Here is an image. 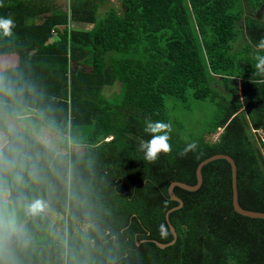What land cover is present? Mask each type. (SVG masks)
<instances>
[{
	"label": "trees",
	"instance_id": "16d2710c",
	"mask_svg": "<svg viewBox=\"0 0 264 264\" xmlns=\"http://www.w3.org/2000/svg\"><path fill=\"white\" fill-rule=\"evenodd\" d=\"M57 1L0 0V18L15 23L11 38L0 33V56L17 57L0 70L15 95L0 93V132L23 163L15 169L19 180L0 172V188L8 191L0 212L14 225L0 238V264H264V219L234 211L226 160L202 167L197 190L173 188L181 207L168 193L172 182L196 185L197 165L225 154L237 168L239 205L264 213L257 133L264 136V78L254 77L264 1L255 0L252 10L240 0ZM174 102L183 116L171 117ZM193 104L211 110L189 134ZM14 110L44 118L67 152L66 136L81 129L82 153L59 154L8 134L4 122ZM148 119L172 124V151L155 163L138 150L140 139L151 138ZM193 141L196 153L179 156ZM36 199L54 215L52 224L45 211L26 214ZM169 226L175 242L161 249L157 243L173 240Z\"/></svg>",
	"mask_w": 264,
	"mask_h": 264
},
{
	"label": "clouds",
	"instance_id": "9594fccd",
	"mask_svg": "<svg viewBox=\"0 0 264 264\" xmlns=\"http://www.w3.org/2000/svg\"><path fill=\"white\" fill-rule=\"evenodd\" d=\"M244 4H247V2L244 1ZM247 15H250V14H247ZM14 28H15V23L11 17L0 18V33H2L4 37L11 38L14 34L13 33ZM254 47L256 49V54L254 56V60L256 61L255 70H254V77L259 76V77L264 78V38L260 39L254 45ZM260 82H264V80H261ZM0 93H3L9 97H12L13 100H15V95H14V91H13L12 87L6 85L5 82L3 81V79H0ZM0 107H3V105H0ZM10 115H11V117H13V120L10 121L8 126H7V133L12 135V136H15V134H16L15 121H24V120H27L28 117H30V116H29L28 112H26L25 110H14ZM44 127L46 129H48L45 125H44ZM48 131H51V130L48 129ZM171 131H172V124L170 122L169 123H165L163 121H155L154 122L151 119H148L145 121L144 133L150 135L151 138L148 140H144V139L139 140L138 150L144 154L143 155L144 161H146L147 163H155L161 154L167 155L172 151L171 144L169 143ZM221 132H222V130L220 129L217 133L213 134L212 136L218 134V135H216L218 138V136L220 135ZM50 133L53 134L54 132L51 131ZM257 133L261 137L262 143L264 145V137H262L263 136L262 132L258 131ZM54 134H56V133H54ZM108 140H110V138H106L104 141H108ZM37 141H39V140H37ZM42 146H44V145H42ZM198 147L199 146H198L197 142H195V141L190 142L179 153V156L184 157V156L188 155V153H196ZM6 148H7L8 154L5 153ZM262 152L264 153V148H262ZM66 153H68V152L66 151ZM59 154H62V153H59ZM18 161L21 163V167H23L22 154H21L20 149L18 147H16L13 143H11V141L8 138V135H5L4 133L0 132V172H11L13 174L14 178L19 180L20 174L15 172ZM34 172H35V166H33V168L30 170V174H34ZM193 186H195V185H193ZM173 188L171 189L172 193H173ZM168 189H169V187H168ZM168 193L170 195L169 190H168ZM174 196H175V194H174ZM170 198H171V195H170ZM173 201H176V200H173ZM5 202H6L5 201V192H4L3 188H0V206L5 204ZM45 208H46V204L44 203V201H42L40 199H36V200H33V201L26 204L25 212L27 215L37 216V215L42 214L45 211ZM166 215H168V214H166ZM44 216L48 220L51 219L50 224H52V218L54 217V215L51 214L49 211H45ZM66 224H65V227H67ZM13 230H14L13 221L11 219H6L5 216L2 214V212H0V238H2L5 233H10ZM59 231L57 233H55V235H60ZM55 235L54 236L52 235L51 237L54 238ZM74 236L79 238V236H81V235L76 234ZM61 237H64V239L66 241L67 240V232H65L63 234V236H61Z\"/></svg>",
	"mask_w": 264,
	"mask_h": 264
},
{
	"label": "rangeland",
	"instance_id": "374dc122",
	"mask_svg": "<svg viewBox=\"0 0 264 264\" xmlns=\"http://www.w3.org/2000/svg\"><path fill=\"white\" fill-rule=\"evenodd\" d=\"M244 1H246L247 4H244ZM254 1L255 0H253V2H252V0H240L243 8L246 7L245 10L246 9L252 10V7L254 8V5H256L254 3ZM110 3H111V5L118 6L119 1L118 0H110ZM237 3H239V0H237ZM66 4H67V2L64 0H59L56 3H54V5H58V6H60V5L64 6ZM231 8L232 9L235 8L233 4H232ZM70 27L71 28H79L81 30H89L92 27V25H88V24H84V23L77 24V23L71 22ZM53 37H56V35L54 34ZM53 37L51 38L52 41L55 40V38H53ZM16 61H17V57L14 55L0 56V70L4 69L6 67H9V65H11V64L13 65ZM90 62H91V60H90ZM83 63L86 64V61ZM88 65L90 67V63ZM239 84H240V82H238V87H239ZM114 91H115V87H112L110 89L105 90L104 92L106 94V97H110V94ZM210 110H211V106H209V105L193 104V106H192V119H189L185 122V129L187 130V132L190 133L193 126H195V128H196L197 126L200 125V122H202V121L204 122L206 117L210 113ZM32 113L33 112H31V111L28 112L30 117H28L27 121H15L16 133L23 134L29 140L40 143L37 141L38 137L35 134H37L40 131H45L41 127L46 129L44 127L46 122H45L44 118L43 119L37 118ZM174 116H177V117L183 116V113L181 110V105L176 103V102L173 103V107L171 110V117H174ZM12 120H13V118H10V117L6 118V120L4 122L5 127H7L9 122ZM35 130H36V132H35ZM46 131L47 132H44V135L41 137L40 141L44 142L46 139L49 138V140L47 142L48 145L46 147L51 149V150H54V152H56V153L65 154L66 150H64V148L61 146V137L59 136V134L58 133H56V134L51 133L50 134L51 131H48V129H46ZM187 132H185V135H188ZM2 133H4V132H2ZM216 135H218V134H216ZM216 135L211 136L208 139L213 142L217 138ZM66 137L69 140L67 142L68 148H69L68 153H72V152L82 153L83 146L81 144H78V141L81 138V129L72 132V139H71L70 135H67ZM262 137H264V136H262ZM50 142H51V144H50ZM2 183H4V182H2ZM6 185H8L9 187H17V188L19 186H22L19 184H15L14 182H8ZM7 192L8 191L6 190L5 195L7 194ZM5 200H6V198H5ZM46 231L50 232V227H47ZM53 236H54V234H53ZM67 252L72 253L73 251L69 250ZM76 252L80 255H85V254H82V252H79V251H76ZM85 257H87V256H85ZM85 257H84V259H85Z\"/></svg>",
	"mask_w": 264,
	"mask_h": 264
},
{
	"label": "water",
	"instance_id": "95a60500",
	"mask_svg": "<svg viewBox=\"0 0 264 264\" xmlns=\"http://www.w3.org/2000/svg\"><path fill=\"white\" fill-rule=\"evenodd\" d=\"M216 159H224L226 160L230 166H231V173H232V178H231V190H232V206H233V209L236 213L242 215V216H246V217H250V218H260V219H264V213L262 212H256V211H251V210H246V209H243L240 205H239V202H238V192H237V168H236V165H235V162L234 160L227 156V155H223V154H217V155H214L204 161H202L196 168V177H197V184L195 186H189V185H186L184 183H181V182H173L170 184L169 186V192H170V195H171V199L173 200H176L178 201L180 204L178 207H180L182 205V202L180 201V199H178L177 197L174 196V194L171 192V189L174 187V186H178L182 189H186L188 191H194V190H197L200 185H201V181H202V174H201V169L202 167L207 164L208 162H211L213 160H216ZM177 207V208H178ZM167 217V215H166ZM170 228V231L171 233L173 234V240L167 244H161V243H157V246L161 249L173 244L175 242V239H176V233H175V230L172 226H169ZM139 243H137L138 245Z\"/></svg>",
	"mask_w": 264,
	"mask_h": 264
},
{
	"label": "crops",
	"instance_id": "0c3cea01",
	"mask_svg": "<svg viewBox=\"0 0 264 264\" xmlns=\"http://www.w3.org/2000/svg\"><path fill=\"white\" fill-rule=\"evenodd\" d=\"M264 1V0H263ZM261 1H259V3H260ZM263 3V2H262ZM263 9H264V4L263 5H261L260 7H259V9H258V11H257V14H260L261 12H263ZM43 130H45V131H40V132H38L37 134H35L37 137H38V142H40V144H42V145H44V146H47L48 144H47V142H48V140H49V138L48 139H46L44 142H42V141H40V139H41V137L44 135V132H47L46 131V129H44L43 127H41ZM35 132H36V130H35ZM51 134V133H50ZM50 144H51V142H50Z\"/></svg>",
	"mask_w": 264,
	"mask_h": 264
}]
</instances>
